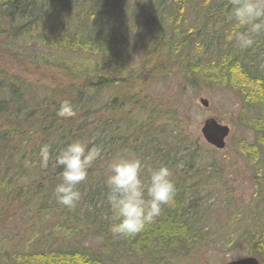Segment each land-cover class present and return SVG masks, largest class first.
Wrapping results in <instances>:
<instances>
[{"label":"trees","instance_id":"16d2710c","mask_svg":"<svg viewBox=\"0 0 264 264\" xmlns=\"http://www.w3.org/2000/svg\"><path fill=\"white\" fill-rule=\"evenodd\" d=\"M229 11L230 0H0V223L5 215L46 221L40 245L12 249L9 264H135L134 253L149 264H171L204 255L210 215L234 202L204 199L224 171L200 138L176 127L170 110L139 89L168 78L240 97L242 125L254 139L239 149L256 161L262 209L234 226L244 228L249 256L264 264V33L240 49L228 35L245 29L226 19ZM66 102L71 111L61 114ZM77 139L100 155L70 210L54 197L62 171L55 156ZM123 150L152 167L167 165L177 188L174 202L132 237L113 236L118 221L106 198L107 164ZM53 228L65 241L94 233L105 248L52 247Z\"/></svg>","mask_w":264,"mask_h":264},{"label":"rangeland","instance_id":"374dc122","mask_svg":"<svg viewBox=\"0 0 264 264\" xmlns=\"http://www.w3.org/2000/svg\"><path fill=\"white\" fill-rule=\"evenodd\" d=\"M38 73L30 77L38 76ZM144 93L151 95L157 102H162L165 107L175 116V126L184 129L187 135L193 138H200L204 144L206 156L212 161L215 159L221 170H223V182L208 188L204 192V199L212 203L218 200H226L231 197L234 202L231 209L224 213L218 209L210 215L212 227L208 235L209 248L204 255L191 253L190 256L179 258L171 264H222L230 260L249 256V248L252 244L241 240L239 227L236 231L234 224L239 222L247 223L256 217V213L261 212L262 206L259 203L257 185H255L253 175L257 171L256 161L250 159L239 149L243 139L252 141L254 136L242 125L243 103L235 91L227 88H204L201 91L190 87L179 86L177 79H160L149 84H141L140 88ZM208 100L205 106L201 99ZM71 107L66 102L64 108ZM214 117L223 124L229 125L231 132L227 137V145L224 149H217L205 141L201 128L207 118ZM100 152V151H99ZM229 196V197H228ZM10 215H5L3 222L0 223V264H9L5 256L14 248H27L40 245L38 229L45 226L46 221L38 219V223L29 222L28 216L17 215L18 217L8 219ZM229 218L232 219L230 223ZM52 224V221L49 222ZM226 223L229 225L225 226ZM52 234L48 239V244L52 247H86L91 251L102 250L105 244L103 237H96L94 233L86 231L79 236H73L71 241L64 232H58L53 228ZM220 234V235H219ZM56 235V236H54ZM47 245V244H44ZM43 245V246H44ZM42 247V246H40ZM104 250V249H103ZM133 259L135 264H149L144 257L134 253L129 260ZM128 261V259L126 260Z\"/></svg>","mask_w":264,"mask_h":264},{"label":"clouds","instance_id":"9594fccd","mask_svg":"<svg viewBox=\"0 0 264 264\" xmlns=\"http://www.w3.org/2000/svg\"><path fill=\"white\" fill-rule=\"evenodd\" d=\"M226 19L244 31L228 35L235 39L240 49L251 48L255 37L264 33V0H230ZM68 112L65 107L61 114ZM97 147L80 139L61 147L55 156L56 165L62 169L60 182L54 189L58 204L74 209L82 199L78 185L86 181L89 168L99 157ZM46 165L50 146L41 149ZM105 185L107 201L118 222L111 225L114 237H132L154 223L165 206L171 205L177 192L173 171L167 165L152 167L140 156L127 150L116 154L107 164Z\"/></svg>","mask_w":264,"mask_h":264},{"label":"water","instance_id":"95a60500","mask_svg":"<svg viewBox=\"0 0 264 264\" xmlns=\"http://www.w3.org/2000/svg\"><path fill=\"white\" fill-rule=\"evenodd\" d=\"M201 102L207 106L208 100L202 98ZM202 135L206 142L216 147L224 149L227 145V137L231 132V128L227 124H223L214 117L207 118L201 128ZM222 264H261L260 260L255 256H246Z\"/></svg>","mask_w":264,"mask_h":264}]
</instances>
